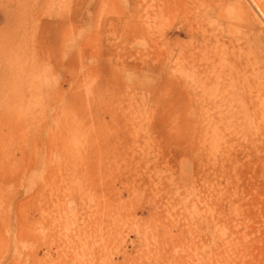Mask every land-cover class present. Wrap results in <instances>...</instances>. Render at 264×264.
<instances>
[{
  "label": "rangeland",
  "instance_id": "obj_1",
  "mask_svg": "<svg viewBox=\"0 0 264 264\" xmlns=\"http://www.w3.org/2000/svg\"><path fill=\"white\" fill-rule=\"evenodd\" d=\"M124 1L0 0V264H264V0L207 47Z\"/></svg>",
  "mask_w": 264,
  "mask_h": 264
},
{
  "label": "bare ground",
  "instance_id": "obj_2",
  "mask_svg": "<svg viewBox=\"0 0 264 264\" xmlns=\"http://www.w3.org/2000/svg\"><path fill=\"white\" fill-rule=\"evenodd\" d=\"M212 1L213 3L209 4L208 0H162L164 7L161 8L160 6L157 8L153 15L163 17L164 13L170 12L169 14H175L179 19L181 18L186 24L178 28V35L186 31L193 35L195 34L193 30H203L201 31L203 33L201 34V40L205 42L203 46L207 47L206 32L209 31L206 29L207 23L212 30L214 26H217L216 24H219L218 27L222 28L224 19H227L228 26H230L235 16L237 17V14L233 11V7L225 5V0ZM112 2L115 3V1ZM119 2L123 8L125 1L119 0ZM153 4L157 6L160 3L153 0ZM259 7L264 11V3H260ZM138 17H141V15H138ZM98 33L101 35L100 32ZM196 35L194 39L197 38ZM194 54L195 52L190 49L187 57L193 61ZM181 56L182 53L179 58ZM241 96L244 97L245 101L243 114L248 131L247 148L250 163H253L252 159L254 156H258L259 162L261 163L264 154V76H257L252 81L247 80V83L241 88Z\"/></svg>",
  "mask_w": 264,
  "mask_h": 264
}]
</instances>
